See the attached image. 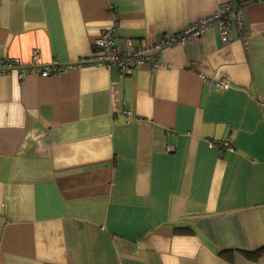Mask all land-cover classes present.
<instances>
[{"label": "crops", "instance_id": "crops-1", "mask_svg": "<svg viewBox=\"0 0 264 264\" xmlns=\"http://www.w3.org/2000/svg\"><path fill=\"white\" fill-rule=\"evenodd\" d=\"M225 4L227 41L212 26L156 65L27 70L90 55L113 16L145 46ZM7 59L0 264H264V0H0Z\"/></svg>", "mask_w": 264, "mask_h": 264}, {"label": "built area", "instance_id": "built-area-1", "mask_svg": "<svg viewBox=\"0 0 264 264\" xmlns=\"http://www.w3.org/2000/svg\"><path fill=\"white\" fill-rule=\"evenodd\" d=\"M117 16H113V22L95 36L92 41L91 53L88 56L78 58L74 62L61 63L53 60L49 64L39 65L35 63L36 55L32 57L31 63L28 64L27 70L37 72L42 76L51 74H59L65 69L72 66L85 65H102L107 68L116 67L121 74H129L132 70L141 64L152 61L156 65V57L162 49L178 44H184L189 39L201 35L205 30L212 26H216L221 34L223 41H227V28L230 18L239 20V8L225 4L219 6L214 12L203 16L183 29L176 32L167 33L159 36L153 43L145 46H136L130 39L123 42L115 41V31L118 25ZM15 71L19 77L25 75V68L20 65L18 60H5L0 65V74ZM213 86L219 89L228 88L230 83L228 80L218 78L212 80ZM219 148L233 149L228 138L217 142ZM173 147L166 146V150L170 151Z\"/></svg>", "mask_w": 264, "mask_h": 264}, {"label": "trees", "instance_id": "trees-1", "mask_svg": "<svg viewBox=\"0 0 264 264\" xmlns=\"http://www.w3.org/2000/svg\"><path fill=\"white\" fill-rule=\"evenodd\" d=\"M260 251H264V248L260 249Z\"/></svg>", "mask_w": 264, "mask_h": 264}]
</instances>
